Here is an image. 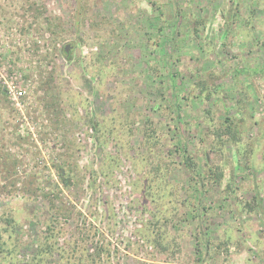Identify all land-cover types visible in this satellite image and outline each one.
Returning <instances> with one entry per match:
<instances>
[{"label": "rangeland", "instance_id": "rangeland-1", "mask_svg": "<svg viewBox=\"0 0 264 264\" xmlns=\"http://www.w3.org/2000/svg\"><path fill=\"white\" fill-rule=\"evenodd\" d=\"M1 76L0 264H264V0H0Z\"/></svg>", "mask_w": 264, "mask_h": 264}, {"label": "trees", "instance_id": "trees-1", "mask_svg": "<svg viewBox=\"0 0 264 264\" xmlns=\"http://www.w3.org/2000/svg\"><path fill=\"white\" fill-rule=\"evenodd\" d=\"M198 83L201 86L205 85V84H202L200 82H198ZM203 87H205V86H203ZM230 129H231V124H229L226 127V130L229 132H230ZM183 163H185V166L189 170L191 175H194V173H195L194 168H196V167L194 166L192 159L189 156L188 157L185 156V160ZM222 175H223L222 173L220 174L218 172L215 174L212 173V175H211V176H213L212 184L213 185L218 184L222 179ZM59 179H60V181L64 187L70 186V184H69V180L71 179L70 176L64 177V175L62 173H60ZM203 196H204L203 192H200V197H203ZM255 198H257V197L255 196ZM198 203L202 204V201L199 199ZM93 215H94V221H97L95 214H92L91 217ZM53 216H54L55 222L52 221L51 224H48L46 227L47 232L50 234H47V236L44 238L43 242L38 245L37 250L35 252V255L29 258V260L26 262L27 264H45V259H47L46 255L50 254L52 251L58 252V255H57L58 260L53 262V264H95L96 259L101 258V255L103 253H105V252L108 253V246H110V242H108L107 239L104 240L105 238L101 237L102 232L100 231V229L98 227H96L94 222H90L88 220V217L82 216V218H79L78 220L74 221L75 218H74V216H72V214L69 211H64V209H63V211H60V210H57V207H55V214ZM59 217L63 218L65 220V222L68 221L69 219L73 220L74 227H75L74 229H76V231H77V234L75 237L73 234V237H74V238H72L73 242L67 244V247H65V248L64 247L59 248V247H57L56 242L51 241L52 238H54V236L57 233V231H55L56 227L54 226V223H58L60 221ZM193 217L195 218V215ZM0 219L2 221H4L5 223H7V227H10V228H5V227L0 226V239H1L3 234L8 233L11 230V228L14 229L13 226H15V225H13L11 227V225H12L11 222H14V221L9 220V218L7 219V218L0 217ZM99 223H101L100 220H99L98 224ZM54 241H55V239H54ZM204 241H205L204 245L207 247L208 242H207V240H204ZM145 242L147 244L150 243V239L146 237ZM86 243L91 245L89 250H87L83 245ZM2 245L0 242V252L2 250V248H1ZM155 245H157V246H155ZM151 246H153L154 248L157 247V248H159L160 251H162V250L166 249L167 245L162 244L157 239L156 244H153ZM46 264H50V263L46 261Z\"/></svg>", "mask_w": 264, "mask_h": 264}, {"label": "built area", "instance_id": "built-area-1", "mask_svg": "<svg viewBox=\"0 0 264 264\" xmlns=\"http://www.w3.org/2000/svg\"><path fill=\"white\" fill-rule=\"evenodd\" d=\"M0 78H2L1 80H0V82H2V84H0L1 86V88L3 89V90H6V95L8 96V98L9 99H11L12 101H15L14 100V97H11V92H10V88H9V85H7L8 84V82L6 81V78H4V77H0ZM10 79H12L13 78V76L12 75H10V77H9ZM9 94H10V96H9Z\"/></svg>", "mask_w": 264, "mask_h": 264}]
</instances>
